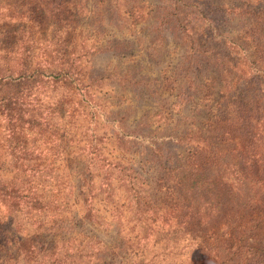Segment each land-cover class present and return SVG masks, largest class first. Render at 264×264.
Wrapping results in <instances>:
<instances>
[{
	"label": "rangeland",
	"instance_id": "rangeland-1",
	"mask_svg": "<svg viewBox=\"0 0 264 264\" xmlns=\"http://www.w3.org/2000/svg\"><path fill=\"white\" fill-rule=\"evenodd\" d=\"M220 6L221 11H213ZM171 7L174 14L180 7L183 17L161 32L154 19ZM190 26L200 43L194 40L195 32L177 29ZM22 45L44 70L70 68L60 61L66 49L79 55L73 68L81 69L86 92L75 94L80 85L74 81L67 87L47 84L38 93L47 130L30 137L41 158L22 162L44 169L40 176L23 178L28 185L32 178L44 207L14 211L0 203V264H34V260L27 262L28 248L38 249L45 258L39 264L54 261L45 254L52 249L68 252L64 264H188L201 255L204 245L219 244L226 232L250 231L254 223L244 222L256 212L243 207L229 206L206 222L207 215L214 216V195L208 204L200 202L199 214L192 208L187 217L183 209L178 218L152 222L156 211L162 213L148 206L153 202L149 193L155 192L149 190L151 178L162 174L171 182L178 170L167 174L150 167L142 157L151 152L122 149L113 137L103 136L138 123L137 130L144 134L174 135L178 144L173 151L182 156L177 162L171 159V164H182L188 171L193 167L184 163L187 148L197 142L203 147L202 138L208 137L207 126L215 113L224 115L223 104L240 105L236 112L240 116L252 107L264 119V96L257 100L253 93L257 82L253 76L264 74V0H0V49L8 55L21 51ZM117 114L125 116L124 127L113 122L102 127L107 116L113 119ZM238 128H233L234 136L242 133L244 125ZM5 139L0 122V170L3 177L12 178L17 175L15 160ZM246 140L240 138L239 146ZM103 143L113 161L123 159L124 150L132 167L149 176L147 186L138 175L129 180L127 187L134 185L139 191L133 190L136 196L126 198L129 193L117 179L111 197L101 191L109 192L98 159ZM162 149H153L150 158L173 155ZM183 168L182 173H187ZM241 168L230 167L226 175L237 183ZM110 172L133 174L128 167ZM250 172L256 174L257 169ZM202 180L197 178L199 184ZM195 187L194 182L186 186ZM220 193L218 197H224ZM189 200L179 203L187 205Z\"/></svg>",
	"mask_w": 264,
	"mask_h": 264
},
{
	"label": "trees",
	"instance_id": "trees-1",
	"mask_svg": "<svg viewBox=\"0 0 264 264\" xmlns=\"http://www.w3.org/2000/svg\"><path fill=\"white\" fill-rule=\"evenodd\" d=\"M222 7H217L213 11H221ZM260 12V10L255 11L254 15L256 16ZM182 14L180 7L177 9L176 14H174V8L171 7L170 9L163 10L157 16L159 20H154L158 22L157 27H162L160 31L165 32L166 29H172L174 21H178L179 16L183 17ZM177 29H180L181 33L191 31L193 34L196 31L193 26L189 28L177 27ZM199 38L196 34V39L194 40L200 43ZM23 42L24 39L21 36L20 43ZM0 51V122H3L6 130L5 145L9 156L15 160L14 170L17 174L16 177L5 178L2 176L0 170V203L14 211H40L44 207L41 203V195L37 192L36 186L32 185V178L29 185L24 183L23 178L36 177L35 175L40 176L44 172V169L40 167L41 165H26L22 162L24 159L41 158L33 146L35 139L30 137L32 133L39 135L47 130L45 126L46 118L44 117L45 108L42 105L44 102L38 93L47 84L52 86L60 84L67 87L75 81L80 87L76 88L74 86L76 88L74 93H79L82 96L86 92V85L81 83L82 71L79 67L73 68L79 61L80 56L66 49L62 52L60 61L61 65H69L70 68H62L60 66L57 69L44 70L39 61H33V55L26 53L24 45L21 46V51L16 50L13 54L9 53L7 55L4 49H0ZM185 76L186 74H184ZM253 77L257 80L253 93L257 97V100H259L264 96V74H258ZM215 107H218L217 111L221 109L217 102L215 103ZM222 107L225 110L224 115L222 116L216 112L213 123L207 126L209 127L206 130L208 137L202 138L205 142L203 147L197 142L194 146L187 148L189 156L184 163L185 165L191 164L193 167L188 171L185 166L183 168L182 164H171L173 162L171 159L176 158L175 162H177V158L182 156L181 152L175 153L173 151L178 144L174 135L155 136L144 134L141 132L142 130H137L138 125H140L139 123L130 130L124 128L122 131L117 130L114 133L113 129L108 134V137L103 136L105 140L113 137L116 144L126 150L130 148L137 150L140 148L152 153L154 152L153 149L159 150L164 148V151H168L173 155L169 154V156L167 153L166 155L160 154L155 155L154 159H151L150 156L152 154L149 153L145 157L143 156L142 160L145 163L151 164L150 167L167 171V174L173 170H178V172L176 178H174L175 180L173 179L171 182L161 174V176L152 177L151 181H153V184L149 185V176L145 177L140 172V168L136 169L132 167L131 158L126 151L121 150L123 159L115 162L111 156H107L110 152L105 147L106 144L103 143L102 147L99 148L98 159H100V165L103 167L102 173L104 176H101V179L105 181L103 185L107 186L109 192L102 188L101 191L107 193L108 197H111L114 191L112 182L117 179L118 182L124 183L125 191L129 193V195L125 196L126 198L136 196L134 191L137 194L139 191L134 185H131L130 189L127 186L131 182L130 179L136 177L134 175H138V178H143L141 182L143 184L146 183V186L153 185L149 190L153 189L155 191L154 193L152 191L149 193L150 197L153 196V200H151L152 198L148 200L153 201L148 205L149 208L157 209L162 213L159 215L156 211L154 216L150 217L152 222H155L158 218H161L162 222L178 218L179 213L183 209L186 210L184 216L187 217H189L192 208L195 209V214H199L200 206L202 205L200 202L203 201V203L208 204V199L212 195H214V198L211 200V202L213 201L211 206L214 208V216L207 215L206 217L209 218H206V222L220 216L224 209L229 206H235L236 208L243 207L249 209V211L255 210L256 214H254V218L244 222V224L254 223L250 231L237 230L226 232L224 234L225 237L218 241L219 244H214V246L213 243L211 245L210 243L204 245L201 249V255L188 264H264V143H261V140L264 141V137H261V135L264 136V119L260 115L255 114L256 112L252 107L247 108L246 114L243 116L236 113L240 105L236 106L232 104L231 108H229V104H223ZM124 121L125 116H120L119 114L113 119L107 116L103 121L105 124H102V127L106 128V124L110 122L118 123L124 127ZM259 121L263 125H261V128L258 126ZM241 125H244V130L242 133L238 131L239 135L234 136L233 128L239 129L238 127ZM258 128L261 129L263 134L258 131ZM242 137L247 140L240 147L239 140ZM29 138H32V146L28 144ZM97 138L99 139V137ZM101 139L103 140V138ZM167 146L170 147L167 148ZM239 165L242 168L241 171H237L240 173V176L235 178L237 180L236 183L226 173L230 167L237 170ZM127 167L131 170L133 176L124 173L119 176H113L110 172L114 168H119V171H122ZM254 167L257 169L256 174L250 172ZM182 168L185 170L183 172L187 173H182ZM164 174L166 175V173ZM187 174L192 176L190 180L185 178ZM199 176L203 177L200 184L197 181ZM189 182H194L198 187L202 183L206 186L192 189L186 188V186H189ZM184 187L185 190L183 189ZM220 187H223L225 192L220 193ZM213 189L215 193L212 191ZM219 193L224 197L219 198ZM126 198H123V201ZM168 199L172 202L171 204L167 203ZM183 199H190L187 201V205L179 203ZM192 201H194V205L191 204ZM159 202L160 204H157ZM123 205L124 203L120 204V206ZM157 214L159 216H155ZM201 220L199 222H202ZM28 251L27 262L34 260V264H39L45 259L38 249L32 250L28 248ZM45 254H48L49 258H54V261H50L48 264H60L61 262L64 264L68 257L66 250L52 249L46 251ZM36 257L37 260L35 261Z\"/></svg>",
	"mask_w": 264,
	"mask_h": 264
}]
</instances>
